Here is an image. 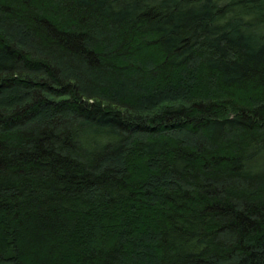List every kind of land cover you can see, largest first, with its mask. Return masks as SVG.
Here are the masks:
<instances>
[{"label": "trees", "instance_id": "1", "mask_svg": "<svg viewBox=\"0 0 264 264\" xmlns=\"http://www.w3.org/2000/svg\"><path fill=\"white\" fill-rule=\"evenodd\" d=\"M0 264H264V0H0Z\"/></svg>", "mask_w": 264, "mask_h": 264}]
</instances>
